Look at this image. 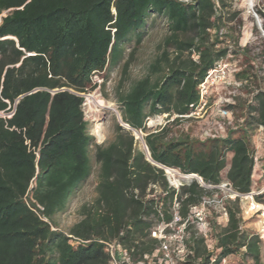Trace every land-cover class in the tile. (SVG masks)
<instances>
[{
    "label": "trees",
    "instance_id": "1",
    "mask_svg": "<svg viewBox=\"0 0 264 264\" xmlns=\"http://www.w3.org/2000/svg\"><path fill=\"white\" fill-rule=\"evenodd\" d=\"M228 6L227 0H0V114H6L0 115V264H108L102 242L113 240L133 250V259L150 254L158 246L151 232L172 220L174 203L185 219L190 206L221 194L193 179L172 188L165 169L196 175L207 185L226 181L239 194L253 190V139L259 127L264 132V50L250 55L223 31ZM151 18L164 19L170 33L164 44L174 56L164 49L142 78L117 91L121 122L146 133L148 161L118 123L109 143L95 144L83 95L94 90V74L120 63L126 72ZM220 59L243 61L233 77L245 96L225 105L234 117L225 136H170L198 104V86ZM161 115H167L165 126L148 130L146 120ZM93 164L94 200L81 206L67 233L59 230L55 218L67 212ZM220 199L228 222H208L215 250L208 252L191 220L185 244L193 255L186 264L211 258L215 264H264L257 234L243 228L239 199Z\"/></svg>",
    "mask_w": 264,
    "mask_h": 264
},
{
    "label": "rangeland",
    "instance_id": "2",
    "mask_svg": "<svg viewBox=\"0 0 264 264\" xmlns=\"http://www.w3.org/2000/svg\"><path fill=\"white\" fill-rule=\"evenodd\" d=\"M227 4H229V6L225 11V18H229V20H225L226 26L224 27L223 31H228L234 38H237L238 45L241 48L245 46L248 47L251 50L250 55L253 54V52H260L264 50V17H261L257 13L258 9H262L259 0L253 1V9L257 15V19L260 22L261 27L257 25L256 18L253 15L247 13V2L245 0H227ZM169 34L170 33L166 27L164 19L156 18L154 20V18H151L148 22L147 28L145 29L144 37L141 43L134 50L133 57L130 60L125 73H123L122 63H120L111 68L109 71H105L100 74H94L92 76L95 88L90 93L83 95L85 97L83 112L85 120L88 122V130L93 136L95 144L104 145L109 143L114 136L113 129L115 123H118L119 125L123 124L120 122L117 91H126L133 81L142 78L148 72L149 65L155 60V58L161 55L164 49H167L170 58L174 56L173 48H166L164 44L165 38H167ZM191 35L192 34L189 33L186 35H182L179 38L188 39ZM228 45L229 47H231L233 43L229 42ZM132 52L133 44L126 48L125 58H129V54H131ZM225 58H230V56H226ZM233 63L236 64L237 69H241V67H243L242 60H236ZM259 65L261 67V71L259 73L260 85L261 88L264 89V57H261L259 59ZM229 80L231 83L238 82L234 79L233 75L229 78ZM253 87L255 88V84L253 85ZM242 94L243 92H241L239 89H236L232 85L218 88L210 96L207 106L199 115V117L183 119L181 124L171 129L170 136L188 134L193 138L204 140L205 133L217 132L219 134L220 132L218 129V121L220 119H218L216 113V103L218 99L221 97L231 98L233 102L234 96H245ZM89 96H92L96 100L103 101L105 106L108 107L109 105V108H111V110L105 107H97V105L88 98ZM0 115L4 116L6 114ZM233 119L234 117L232 118V122ZM167 121L168 120L164 115L158 116L156 118H150L146 120V127L151 131L156 130L160 127L165 126ZM97 126L100 128L102 133L101 139H99L95 134ZM131 133L134 136V139L139 142V148L145 151L143 136H145L146 133L140 131H131ZM223 134H226V130ZM253 140L256 150H259V148L261 147L263 148V130H258ZM97 172L98 167L93 164V170L90 178L76 191L74 196L71 198L67 212L65 214L58 215L55 218V222L57 223V227L59 230L67 233L70 227L80 219L79 210L81 206L84 204H90L94 200L96 196L95 186L97 181ZM167 179H169L168 182H170L169 184H171L172 188L178 189L183 179L188 181L192 178L185 179L178 173H176L174 175L169 174V176H167ZM193 180L196 179L193 178ZM196 181L198 182V180ZM254 183V190L261 188V185L264 183V177H257V179L254 178ZM155 190L158 193L161 192L157 187H155ZM218 198H221V194L218 195ZM255 201L264 206V191L255 197ZM238 205L239 208H241V211L244 207H246V203L244 201L242 202L239 200ZM218 217V208H212L209 210V220L207 222H212L213 219H216L218 223ZM242 222L244 229L252 231L254 233L257 232L258 219L255 215L244 219L242 218ZM194 229L199 231L197 227ZM262 250L264 263V244H262ZM226 264L240 263L239 260H231L227 261ZM246 264H253V262L250 260H246Z\"/></svg>",
    "mask_w": 264,
    "mask_h": 264
},
{
    "label": "built area",
    "instance_id": "3",
    "mask_svg": "<svg viewBox=\"0 0 264 264\" xmlns=\"http://www.w3.org/2000/svg\"><path fill=\"white\" fill-rule=\"evenodd\" d=\"M247 2V13L257 18V15L253 9L254 0H245ZM251 2V3H250ZM238 71L235 64L230 63L226 59H220L216 62L215 66L208 71L203 81L198 86L199 101L194 107V110L188 115L181 116L183 119L197 118L205 109L210 99V96L215 90L220 87H227L232 85L233 87H240L241 82H230L229 78ZM231 98L221 97L216 103V113L218 119L217 132L205 133L204 139L224 137L227 126L232 124L233 114L231 111L225 109V105L232 104ZM192 107V106H191ZM13 111L7 114L10 117ZM167 118V115H164ZM175 116L171 118L173 120ZM263 130L262 127L258 129ZM256 161V158H255ZM166 175L169 176V170L165 169ZM200 186L206 190H217L220 192L225 199L235 200L239 199L246 203L241 211V217L247 218L255 215L258 219L257 236L262 244H264V206L255 201V197L264 191V185L259 190H252L247 194H239L234 191L228 182H221L219 185H207L203 183L202 179L195 176ZM169 181V179H168ZM170 183V182H169ZM171 186V184H169ZM172 187V186H171ZM218 208V224L225 226L228 222V213L223 205L221 199L218 198L217 194L213 197L203 198L197 205L189 207V214L187 218L182 219L178 214V204L173 205L172 220L169 223H160L156 229L151 232V237L158 240V246L150 253L145 254L142 258L133 259L132 251L128 250L118 240L103 241L104 249L109 255L108 264H186V262L193 255V252L187 248L185 244V236L187 227L192 220L198 232L202 234L205 240L208 252L212 253L215 250V242L210 238L208 234V222L207 217L209 210L212 208ZM246 216V217H245ZM207 264H215V259L211 260ZM222 264H226L223 260Z\"/></svg>",
    "mask_w": 264,
    "mask_h": 264
},
{
    "label": "crops",
    "instance_id": "4",
    "mask_svg": "<svg viewBox=\"0 0 264 264\" xmlns=\"http://www.w3.org/2000/svg\"><path fill=\"white\" fill-rule=\"evenodd\" d=\"M257 177H264V147L259 148V150H256V161H255V167H254V174L253 179ZM255 183H253L254 186ZM257 184V182H256ZM264 185V183L261 185ZM260 189V188H259ZM257 189V190H259ZM254 190V188H253Z\"/></svg>",
    "mask_w": 264,
    "mask_h": 264
},
{
    "label": "bare ground",
    "instance_id": "5",
    "mask_svg": "<svg viewBox=\"0 0 264 264\" xmlns=\"http://www.w3.org/2000/svg\"><path fill=\"white\" fill-rule=\"evenodd\" d=\"M251 3V2H250ZM94 104H96L97 105V107H105V108H109V105H108V107L107 106H105V104L103 103V101H101V100H96V99H94L92 96H89L88 97ZM110 104V103H109ZM110 110H111V108H109ZM121 121V120H120ZM95 134H96V136L99 138V139H101L102 138V133H101V130H100V128L97 126L96 127V130H95ZM177 172L176 171H169V174L170 175H174V174H176ZM194 176L195 175H192V174H190V175H184V176H182L183 178H185V179H190V178H194Z\"/></svg>",
    "mask_w": 264,
    "mask_h": 264
},
{
    "label": "water",
    "instance_id": "6",
    "mask_svg": "<svg viewBox=\"0 0 264 264\" xmlns=\"http://www.w3.org/2000/svg\"><path fill=\"white\" fill-rule=\"evenodd\" d=\"M256 21H257V25L259 26V27H261V25H260V22L258 21V19L256 18ZM263 35H264V33H263ZM121 122V121H120ZM122 123V122H121ZM120 126L121 127H125L127 130H131V131H135V132H137L136 130H133V129H131L129 126H127V125H125L124 123L123 124H120ZM144 149H145V153H146V156H147V160L148 161H151V159H150V157H149V154H148V151H147V148H146V146H145V144H144ZM153 164H155L154 162H153ZM169 171H173L172 169H168ZM195 177V176H194Z\"/></svg>",
    "mask_w": 264,
    "mask_h": 264
},
{
    "label": "clouds",
    "instance_id": "7",
    "mask_svg": "<svg viewBox=\"0 0 264 264\" xmlns=\"http://www.w3.org/2000/svg\"><path fill=\"white\" fill-rule=\"evenodd\" d=\"M179 174V173H178ZM180 176H184V175H181V174H179ZM193 175V174H192ZM196 176V175H195ZM193 179V178H192ZM194 179H196L195 177H194Z\"/></svg>",
    "mask_w": 264,
    "mask_h": 264
}]
</instances>
